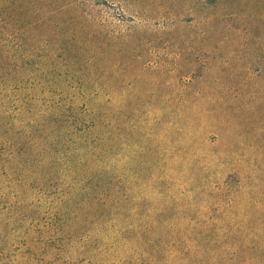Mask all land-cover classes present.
Masks as SVG:
<instances>
[{"label": "rangeland", "instance_id": "rangeland-1", "mask_svg": "<svg viewBox=\"0 0 264 264\" xmlns=\"http://www.w3.org/2000/svg\"><path fill=\"white\" fill-rule=\"evenodd\" d=\"M0 264H264V0H0Z\"/></svg>", "mask_w": 264, "mask_h": 264}]
</instances>
